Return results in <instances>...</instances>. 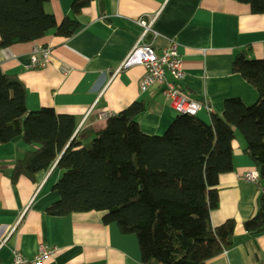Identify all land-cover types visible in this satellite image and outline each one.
Here are the masks:
<instances>
[{"label":"crops","instance_id":"crops-1","mask_svg":"<svg viewBox=\"0 0 264 264\" xmlns=\"http://www.w3.org/2000/svg\"><path fill=\"white\" fill-rule=\"evenodd\" d=\"M73 1L48 0L44 5L57 24L64 18L80 24L71 38L57 37L52 30L42 40L0 50V69L23 83L28 111L49 107L71 115L76 130L98 132L109 116L143 102L140 130L161 135L177 115L161 88L140 91L141 66L118 70L141 34L136 23L140 18L153 20L158 37L148 34L145 41L158 52L170 40L177 43L184 71L177 86L190 100L209 106V111L197 113L199 119L209 123L210 115H220L230 98L246 106L256 102V91L231 64L240 51L249 59H264V14H252L237 0H92L73 16ZM35 46L51 51L43 69L29 68ZM236 132L233 171L219 177V207L210 213L213 227L233 220L235 234L231 247L206 264H256L254 255L264 259V232L249 235L241 230L256 211L259 188L243 178L256 170ZM33 150L21 137L0 144V264H9L13 251L32 258L40 246L56 249L43 264H141L135 236L121 234L114 223L102 224L99 213L46 215V208L58 199L52 190L59 178L54 167L35 174L33 181L24 176L11 180L15 162Z\"/></svg>","mask_w":264,"mask_h":264},{"label":"trees","instance_id":"trees-1","mask_svg":"<svg viewBox=\"0 0 264 264\" xmlns=\"http://www.w3.org/2000/svg\"><path fill=\"white\" fill-rule=\"evenodd\" d=\"M92 0H74L73 16ZM48 0H0V50L42 40L50 31L71 38L76 20L59 24L44 10ZM252 14H264V0H237ZM257 93L246 106L239 98L223 102L220 115L206 123L197 115H176L161 135L140 130L143 102H133L106 119L98 132L76 130L71 115L43 107L28 111L26 91L15 75L0 69V144L17 137L34 147L15 162L11 180L59 171L52 190L58 199L46 215L97 212L104 225L134 235L141 264H206L232 245L236 223H210L219 207V177L233 171L232 141L238 131L244 154L258 174L257 208L241 224L249 235L264 232V59L237 53L231 64ZM264 259L254 255V263Z\"/></svg>","mask_w":264,"mask_h":264},{"label":"built area","instance_id":"built-area-1","mask_svg":"<svg viewBox=\"0 0 264 264\" xmlns=\"http://www.w3.org/2000/svg\"><path fill=\"white\" fill-rule=\"evenodd\" d=\"M152 22L153 20L147 21L143 18L136 21L142 28L141 34L120 64L118 70L127 69L132 66L143 67L144 75L139 83L140 91L146 92L151 87H160L162 96L169 102L170 107L178 115H197L201 109L209 111V106L206 102L200 103L190 100L177 86V83L184 76L182 60L177 51V43L170 40L167 46L158 52L152 42L145 41V37L148 34L153 38L158 37V33L152 28ZM50 56L51 51L48 47H33L29 68H45L50 61ZM243 178L250 183L256 184L258 182L256 171L245 173ZM55 253L56 249L44 246H40L37 254L32 258H27L20 252L13 251L9 264H43L46 260L53 257Z\"/></svg>","mask_w":264,"mask_h":264},{"label":"rangeland","instance_id":"rangeland-1","mask_svg":"<svg viewBox=\"0 0 264 264\" xmlns=\"http://www.w3.org/2000/svg\"><path fill=\"white\" fill-rule=\"evenodd\" d=\"M236 133H238V132H236Z\"/></svg>","mask_w":264,"mask_h":264}]
</instances>
